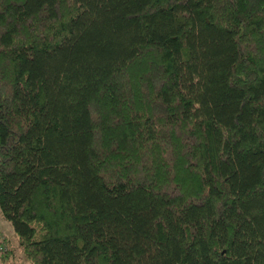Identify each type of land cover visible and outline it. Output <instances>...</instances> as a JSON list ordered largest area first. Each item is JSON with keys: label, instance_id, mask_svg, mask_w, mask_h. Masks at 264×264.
<instances>
[{"label": "trees", "instance_id": "1", "mask_svg": "<svg viewBox=\"0 0 264 264\" xmlns=\"http://www.w3.org/2000/svg\"><path fill=\"white\" fill-rule=\"evenodd\" d=\"M0 212L30 264H264V0H0Z\"/></svg>", "mask_w": 264, "mask_h": 264}, {"label": "rangeland", "instance_id": "2", "mask_svg": "<svg viewBox=\"0 0 264 264\" xmlns=\"http://www.w3.org/2000/svg\"><path fill=\"white\" fill-rule=\"evenodd\" d=\"M0 247L3 253H8V258L4 264H30L19 246L17 236L15 235L10 223L6 221L0 212Z\"/></svg>", "mask_w": 264, "mask_h": 264}, {"label": "built area", "instance_id": "3", "mask_svg": "<svg viewBox=\"0 0 264 264\" xmlns=\"http://www.w3.org/2000/svg\"><path fill=\"white\" fill-rule=\"evenodd\" d=\"M0 250H3V249L0 247Z\"/></svg>", "mask_w": 264, "mask_h": 264}]
</instances>
